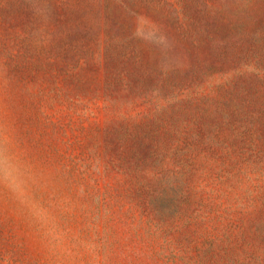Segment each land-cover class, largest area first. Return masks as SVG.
<instances>
[{
	"label": "rangeland",
	"instance_id": "obj_1",
	"mask_svg": "<svg viewBox=\"0 0 264 264\" xmlns=\"http://www.w3.org/2000/svg\"><path fill=\"white\" fill-rule=\"evenodd\" d=\"M0 264H264V0H0Z\"/></svg>",
	"mask_w": 264,
	"mask_h": 264
}]
</instances>
